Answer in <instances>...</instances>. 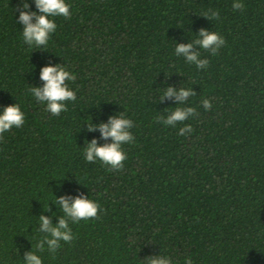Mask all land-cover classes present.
I'll list each match as a JSON object with an SVG mask.
<instances>
[{
    "label": "trees",
    "instance_id": "obj_1",
    "mask_svg": "<svg viewBox=\"0 0 264 264\" xmlns=\"http://www.w3.org/2000/svg\"><path fill=\"white\" fill-rule=\"evenodd\" d=\"M65 2L70 18L49 17L56 30L37 48L23 39L24 0H0V112L16 103L24 113L0 136V264H24L30 250L42 264H148L155 255L264 264V0H240L242 11L234 0ZM210 9L219 19L203 16ZM201 28L225 39L216 55L194 45L204 69L175 54ZM58 63L75 76L65 83L76 99L57 116L30 89ZM169 86L196 95L184 105L160 100ZM177 106L197 114L176 126L157 121ZM121 112L134 136L122 145L123 168L86 161L87 142L111 143L88 124ZM185 124L193 131L181 136ZM81 194L98 204L97 217L69 220L73 240L38 251V217L58 223L57 197Z\"/></svg>",
    "mask_w": 264,
    "mask_h": 264
},
{
    "label": "clouds",
    "instance_id": "obj_2",
    "mask_svg": "<svg viewBox=\"0 0 264 264\" xmlns=\"http://www.w3.org/2000/svg\"><path fill=\"white\" fill-rule=\"evenodd\" d=\"M38 12L28 11L29 5L27 0H24L22 9H18L19 22L23 27V39L28 45L35 44L37 48L47 45L49 34L56 30V23L54 19L49 17L63 16L70 18V6L65 0H35ZM244 4L240 0H234L232 4L233 10H243ZM203 16L210 20L219 19L217 11L209 10ZM35 17V22H33ZM225 44V39L216 31H209L206 28H201L198 33V38L195 41L188 43L176 44L175 54L177 56L185 57L189 63H194L197 68L204 69L208 66L207 59H201L200 52L194 49V45H199V48L211 52L216 55L218 50ZM166 75V74H165ZM167 76V75H166ZM40 78L44 81L42 87L34 86L30 89L37 101L45 103L47 110L53 115H59L66 110L65 101H75L76 94L69 90L67 84L68 80H75V76L67 71L62 64H55L45 66L40 72ZM196 95L194 89L183 87L169 86L165 89L160 100L165 97H175L177 105H184L190 97ZM202 106L208 110L212 105L208 99L202 100ZM196 109L193 107H175L167 118L157 117V121H162L165 125L176 126L178 122L182 123L190 117L196 115ZM24 123V113L21 111L19 105L11 104L6 106L0 112V136L4 132L9 131L13 127H20ZM133 127V121L121 113L109 117L107 123L88 124V130L93 131L99 128L102 137L107 140L111 138V143H104L102 145L97 143L96 139L87 142L84 152V157L88 162H94L97 159L102 161L105 165H110L111 169L119 170L124 166L126 155L122 150V145L134 141L133 134L129 131ZM193 131L190 124H185L179 129V135L184 136ZM62 209L63 215L59 217L58 223H53L51 217L40 215L39 231L46 234L44 239L39 241L36 245L38 251H44L45 244L51 252H55L60 247V242H71L73 234L69 227V220L78 222L80 220H87L89 218L97 217L98 204L89 199L83 194L75 198L66 196H59L54 201ZM49 210V207L47 208ZM46 210V211H47ZM24 264H42V260L32 250L26 251L23 255ZM148 264H171L167 257L160 255L149 256ZM186 264H192L191 260H187Z\"/></svg>",
    "mask_w": 264,
    "mask_h": 264
}]
</instances>
